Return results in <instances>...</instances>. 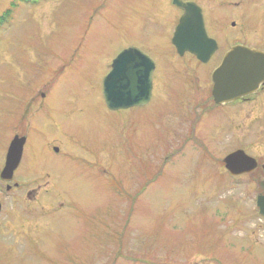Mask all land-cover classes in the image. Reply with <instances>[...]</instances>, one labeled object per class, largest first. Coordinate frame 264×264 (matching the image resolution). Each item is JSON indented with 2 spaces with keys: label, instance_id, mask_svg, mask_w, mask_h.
<instances>
[{
  "label": "rangeland",
  "instance_id": "rangeland-1",
  "mask_svg": "<svg viewBox=\"0 0 264 264\" xmlns=\"http://www.w3.org/2000/svg\"><path fill=\"white\" fill-rule=\"evenodd\" d=\"M8 2H0V15ZM209 6L216 21H235L243 28L239 40L254 44V0H243L238 10ZM177 16L169 0H50L18 4L1 18L0 155L25 109L17 98L33 86L49 98L60 125L49 131L44 114L33 111L25 161H39L35 172L49 170L51 231L32 254L22 244L36 238L16 244V218L27 214L23 202L0 228V264H264L252 243L224 221L225 198L214 181L195 174L194 166L188 170L181 163L186 154L164 159L170 147L151 146L157 100L131 112H111L104 104L102 81L113 57L131 45L153 58L171 49ZM54 135L61 140L58 154L47 147ZM230 203L233 212L237 204ZM12 247L17 257L4 258Z\"/></svg>",
  "mask_w": 264,
  "mask_h": 264
},
{
  "label": "flooded vegetation",
  "instance_id": "flooded-vegetation-1",
  "mask_svg": "<svg viewBox=\"0 0 264 264\" xmlns=\"http://www.w3.org/2000/svg\"><path fill=\"white\" fill-rule=\"evenodd\" d=\"M9 1L10 8L18 4L38 6L50 0ZM173 1L169 0L170 5L178 12V16L169 31L167 47L171 49L159 50L153 58L142 46L131 45L124 48L140 50L149 58L153 69L150 73V97L147 103L122 111L131 112L135 108L149 105L154 98L157 100L159 109L155 112V121L151 123L155 132L151 146L162 144L170 147L164 159H173L186 154V158L181 163L188 164V170L194 166L195 174L200 175L205 181L208 179L214 181L215 190L220 189L222 193L219 196L225 198L221 203L227 211L224 221L229 226L235 225L239 234L237 238L249 240L254 251L264 257V79L252 93L224 103L215 101L212 79L213 72L222 63L224 55L234 46L240 45L264 53V0H254V44L252 45L239 40L238 36L242 35L243 28L235 21L228 22V25L221 24L215 19L216 11L209 9V4L216 2L229 9L238 10L242 7L240 5L243 0H181L183 3H192L200 9L206 36L216 44V49L204 60L198 59L188 51L179 54L172 44L174 32L184 13L173 4ZM220 41L224 42L225 49ZM112 61L107 73L111 70ZM259 71L264 72V65ZM37 87L44 88L47 92L45 84H39ZM32 88L31 94L24 99L16 97L20 104L25 105V109L15 125L17 130L11 132L10 143L15 138L17 141L23 139L24 142L20 148L21 155L16 168L12 175L5 179L1 175L6 166L10 143L4 154L0 155V228L11 223L10 215H13L25 202L27 207L23 211L27 214L25 213L23 218H16L21 222L18 221L19 231L15 232H18L16 236L20 238H17L18 245L26 238H36L32 243L22 244L24 248L31 247L27 254L34 253L32 248L39 242V237L41 241L44 235L51 231L46 219L49 215V213L46 215V211L50 206L49 170L35 172L36 167H39V161L37 164H32L33 161L30 160L27 163L31 162L32 165H25V161L28 160V136L32 126L30 119L35 110L36 113L44 114V125L46 124L49 131L51 127L58 128L60 125L55 115L49 111L47 106L49 98L47 99L44 93L38 95L34 92V86ZM131 137L128 147L132 146L134 140ZM50 139L51 136L47 141L48 149L54 154L60 153V137L54 135L52 140L54 142ZM195 156L197 157L194 158ZM195 160L198 161V165ZM200 167L204 169L203 173ZM216 177L221 179L219 186H216ZM226 182L229 184L226 185ZM200 189L205 187L201 186ZM245 197L247 200L243 199ZM230 202L237 204L233 212L228 209V206L232 205ZM69 217L74 220V215L70 214ZM21 252L24 255V250ZM14 256L17 257L15 247L4 251V258Z\"/></svg>",
  "mask_w": 264,
  "mask_h": 264
},
{
  "label": "water",
  "instance_id": "water-1",
  "mask_svg": "<svg viewBox=\"0 0 264 264\" xmlns=\"http://www.w3.org/2000/svg\"><path fill=\"white\" fill-rule=\"evenodd\" d=\"M173 4L184 13L174 32L172 44L179 54L188 51L200 60L209 58L216 44L206 36L200 9L181 0H174ZM118 65L122 69L119 79L115 75ZM263 65L264 53L240 45L231 48L212 75L215 101L232 102L252 93L264 79V72L259 71ZM152 69L153 64L140 50L129 48L121 51L102 81V97L106 108L115 112L145 105L150 97ZM23 142V139L17 141L15 138L10 143L6 166L1 175L4 179L10 177L16 168Z\"/></svg>",
  "mask_w": 264,
  "mask_h": 264
},
{
  "label": "trees",
  "instance_id": "trees-1",
  "mask_svg": "<svg viewBox=\"0 0 264 264\" xmlns=\"http://www.w3.org/2000/svg\"><path fill=\"white\" fill-rule=\"evenodd\" d=\"M13 6L14 5H12L9 9H7L6 11H4L2 15H0V16H2V17H0V20H1V18L7 17V16H9V15H11L13 13V10L15 8Z\"/></svg>",
  "mask_w": 264,
  "mask_h": 264
},
{
  "label": "snow or ice",
  "instance_id": "snow-or-ice-1",
  "mask_svg": "<svg viewBox=\"0 0 264 264\" xmlns=\"http://www.w3.org/2000/svg\"><path fill=\"white\" fill-rule=\"evenodd\" d=\"M129 55H131V54H129ZM121 71H122V69H121V67L118 65V66H117L116 73H115V75L117 76V79L120 78Z\"/></svg>",
  "mask_w": 264,
  "mask_h": 264
}]
</instances>
